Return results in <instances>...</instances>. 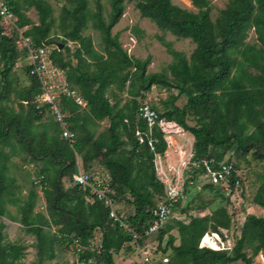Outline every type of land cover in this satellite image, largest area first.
<instances>
[{"label": "trees", "instance_id": "1", "mask_svg": "<svg viewBox=\"0 0 264 264\" xmlns=\"http://www.w3.org/2000/svg\"><path fill=\"white\" fill-rule=\"evenodd\" d=\"M7 1L18 17V26L27 27L25 35L35 45H49V11L37 5L39 24L28 29L29 21L21 15L17 0ZM75 1L76 5L71 9V28L65 37L78 43L73 53L76 62L72 64L68 58H63V52H69L65 42H62V50L57 46L50 54L53 64L64 71L67 81L87 103V111L81 112L73 101H62V110L70 114L67 120L75 134L73 143L61 138L54 121L42 122L44 115L34 105L40 89L29 75L28 68L23 66L31 80L30 86L17 88L14 84L13 67L23 55L13 40L0 35V218L7 216L11 221L19 222L27 233L35 236L40 261L54 258L55 244L68 247L74 237L84 245L96 228L101 229V253L97 255L87 250L78 258H98L114 264L111 254L122 248L131 252L133 240L110 223L108 210L102 202L92 201L76 186H63V180L68 178L71 182L72 175L77 172L76 156L86 169L89 163L97 160L107 173L114 200L132 206L133 213L126 217V221L139 234L138 243L141 244L149 237L145 235V229L152 221L151 210L164 195L163 185L154 169V154H163L166 143L156 127L149 136L146 123L137 115L140 103L131 105L127 102L119 106L120 94L135 99L149 92L153 85L175 89L177 95L164 103L162 112L151 108L169 122V128L177 132L187 131L193 136L192 163L222 160L221 153L209 154V147L219 152L235 146L239 154H246L254 147L264 155V0H227L214 20L210 16L208 0H189L197 12L183 9L171 0H136L141 18L148 19L159 30L178 39H189L195 45L186 59L160 38L161 44L173 56L169 68L175 84L165 82L164 74L147 73L150 57L141 60L129 56L121 47L118 36L111 34V29L123 15L125 0H110L106 18L99 0L94 12L86 8L85 0ZM88 21L99 33L103 54L92 48L89 38L81 35ZM250 31L255 35L254 43L245 41ZM181 95L187 97L182 109L175 106ZM109 99L113 100V105ZM188 113L198 118L195 127L185 124ZM102 119H106L109 126L95 136V128ZM14 159L21 161L20 169L28 161L32 162L34 173L44 177L42 193L46 216L34 212L36 186L29 172L25 177L31 188L25 196L21 195L22 186L11 175ZM227 161L238 169L231 160ZM200 169L192 168L190 174H186L196 179ZM185 182L187 194L191 187L188 180ZM240 182V190H243L242 176ZM206 186L218 190L223 197L224 192L219 187ZM225 198L228 200L229 197ZM252 201L264 208V171ZM188 203L189 200L179 211L187 213ZM6 204L15 206L20 217L10 214ZM197 209L203 211L205 207ZM232 216L225 207H219L211 215L189 216L187 223L171 219L170 224L165 223L156 233L159 243L156 252L167 256L169 249L174 255L167 263L155 261L151 264H229L237 261L250 264L251 258L247 257L245 249L251 250V257L264 250V218L245 217L240 236L228 252L198 247L199 239L208 230H229ZM4 227L0 222V264H15L23 248L2 244L1 230ZM51 227H55L52 235L44 231ZM174 228L179 234L178 246H174V236L170 234ZM165 236L167 242L160 249Z\"/></svg>", "mask_w": 264, "mask_h": 264}, {"label": "rangeland", "instance_id": "2", "mask_svg": "<svg viewBox=\"0 0 264 264\" xmlns=\"http://www.w3.org/2000/svg\"><path fill=\"white\" fill-rule=\"evenodd\" d=\"M110 0H99V2L103 6V17L106 18L107 14L110 11L109 6ZM173 4L187 9L189 11L197 12L189 0H171ZM136 0H125L124 1V10L123 15L119 19V21L114 25L111 29L112 35H117L121 47L123 50L127 52V54L133 58L144 60L146 57H150V62L146 68L147 73H158L164 74L165 82L169 84H175L174 78L170 73L169 66L173 62V56L170 55L167 48L161 44L159 41L160 38H163L165 42L170 44L171 50L175 52H179L183 54L186 59H189L190 54L195 48V45L189 39H178L169 32H163L159 30L153 23H151L148 19H143L140 17L139 11L136 8ZM210 16L211 19L214 20L218 17V14L221 10L224 9L227 0H208ZM86 8L90 12H94L97 5V0H85ZM17 4L20 8V13L24 17V19L29 21L28 29L33 26H38L39 24V10L37 9V5L41 7H45L49 11L48 20L51 22L50 31L48 35V41L50 42V46L54 49L57 46L62 45V42H65V47L69 49V52H63V58H68L72 64H75L76 60L73 58L74 51L78 48V43L74 41H70L65 37V33H68L71 28L72 22V14L71 9L75 7V0H17ZM83 37H87L91 41V46L94 50L99 53H102L103 45L100 40L99 33L91 28V22H87V28L81 32ZM248 43L255 42V35L252 31L249 32L248 37L245 39ZM64 48L62 45L61 50ZM24 62L22 59H19L17 63L13 67L14 72V84H16L17 88H27L31 84V80L26 74ZM177 95V91L170 87H164L160 85H153L150 88L149 92L143 93L142 97H137L135 99L127 97L125 94H120L119 106L121 107L125 103L135 104L146 102L156 108L159 112H162L165 107V102L171 98L172 96ZM110 100V104L113 105L114 102L112 99ZM134 102V103H133ZM187 102V97L181 95L178 100L175 102V106L178 108H184ZM17 109V104L14 106ZM87 111V108L82 109L81 112ZM197 117L188 113L185 118V124L189 127H195L197 122ZM53 121L49 114H44V118L42 122ZM109 126V122L106 119H102L99 122L98 127L95 128L96 134L106 130ZM70 128V124H69ZM148 129V133H149ZM166 143V142H165ZM193 136L187 132L183 131L178 135H171L170 139L167 140L166 149L164 151L163 158L162 156V164L163 167H170L169 169L173 170V167L178 169L179 164L178 160L180 159V152L182 157L185 158L189 155V152L193 151ZM246 143H243L245 146ZM215 151L214 148L209 147L208 153H221L222 160H231L238 167L237 171L242 176L244 180L243 190L240 188L236 192H232L228 190L223 193V197H221L218 190H210L206 185H202V180H196V186L194 188L187 189V198L185 202L178 205L175 215L171 218L172 220H179L185 223L188 222L189 216H205L211 215V213L218 209L219 207H225L229 214H233L232 216V224L230 229L228 230V237L230 246L237 240L240 236V226L243 223L245 217L249 215H254L259 218H264V208L257 206L254 204L253 197L257 192L258 187L261 183V176L264 171V155L259 153L258 150L252 147L246 154H239L235 148V146H231L229 149L224 151L218 150ZM23 157H26V154H22ZM29 159V158H28ZM166 160V161H165ZM15 167L11 169V175H13L16 179L18 185L22 186L21 195L25 196L27 194V190L31 188V184L27 181L25 177V173L29 172L32 176L34 173V164L32 162H27L22 165L19 159H14ZM75 166L80 170H85L89 173L103 174L107 175L106 171L97 163V160L88 164L89 168L86 169L82 165L81 159L76 156L75 158ZM190 166H188V169ZM183 167L179 168L181 172L179 175L182 176L181 182L186 180V177L189 178V173ZM192 167L190 168L191 171ZM104 170V171H103ZM187 171V172H186ZM195 171V170H194ZM174 174L172 171L169 172V175ZM190 174V173H189ZM176 175V174H174ZM171 177V176H169ZM68 178L63 180V186L68 188L72 185L71 182H68ZM181 186V185H180ZM36 197L34 212H42L44 216H46L45 208L46 202L43 197V193L36 188L35 189ZM229 195V196H228ZM225 196L228 198L226 200ZM189 200L188 203V212H180L179 209ZM199 206H204L205 209L203 211H199L197 208ZM6 209L9 210L10 214L17 216L20 215L17 213L16 207L11 206L9 204L5 205ZM117 210L123 217H128L133 213V208L128 203H117ZM171 219L168 220L167 223H171ZM0 222L5 225V227L1 230V234H3V245L13 244L17 246H21L23 251L21 253V257L19 260L15 262V264H80L78 261L77 255L70 249V247H66L65 245H54V258L46 259L43 258L41 261L38 258L36 246L35 236L27 233L26 229L19 223L11 221L7 216L1 217ZM166 223V224H167ZM44 231L50 235H52L55 231V227H51L50 229L45 228ZM209 232V230L207 231ZM170 234L174 236V246H178L179 234L174 228L171 230ZM97 233V237H98ZM167 242V237L165 236L162 240L161 248L165 247V243ZM141 251L135 249L133 247L131 252L125 251V249H120L116 253H112V261L114 264H139L142 259L139 258V254H142L145 258H150L151 262H163L167 263L172 259L174 252L167 249V256H163V254L158 250V239L157 234H152L148 238L142 240ZM221 248L222 246L218 243L216 248ZM212 247V249H216ZM141 252V253H140ZM228 252V251H227ZM247 253V257L251 258L250 264H264V250L260 251L257 255L251 257V250L249 248L245 249ZM150 262V263H151ZM147 263V261H145ZM149 263V264H150ZM92 264H107L105 261L100 260L98 258H92ZM229 264H244L242 261L232 262Z\"/></svg>", "mask_w": 264, "mask_h": 264}, {"label": "built area", "instance_id": "3", "mask_svg": "<svg viewBox=\"0 0 264 264\" xmlns=\"http://www.w3.org/2000/svg\"><path fill=\"white\" fill-rule=\"evenodd\" d=\"M27 27L18 26V17L12 10L7 0H0V35L7 39L13 40L17 50H19L23 57L24 66L28 68L29 75L33 77L40 89V93L34 99L35 109L40 114H49L52 120L58 125L60 130V136L63 140L69 143H73L75 134L69 128L68 118L70 114L67 111L62 110L63 99H68L74 102L80 109L87 108V103L81 96L80 92L72 86L66 79L64 71L57 68L51 61L50 54L53 48L49 45L41 43L35 45L29 36L25 35ZM24 104V102H22ZM138 118L144 121L149 129V136L154 127H156L162 134L164 142L170 139L171 135H178L181 132H177L170 127V124L166 119L159 116V114L151 108V106L144 102L138 105L137 109ZM137 136H141L139 132H136ZM149 146L151 149L152 143L149 140ZM164 154V153H163ZM163 154H154V169L158 181L163 185L164 195L157 200L155 206L151 210L152 221L145 229V235L150 236L156 234L165 223L171 219L177 210L178 204L185 202L187 198L185 184L188 180V186L191 188L196 186V180L201 179L202 185H212L219 187L224 193L228 190L236 192L241 185L240 174L234 168V165L227 160L216 161L214 159L204 160L201 164L192 163V152L185 158L182 157L180 152V159L178 160L179 167L173 170L170 167H163L162 156ZM165 158V156H163ZM166 161V160H165ZM201 168L200 173L196 179L186 177V180H182V176L179 174V168L185 169ZM190 168L187 170L190 171ZM172 171L174 174L169 175ZM171 176V177H169ZM42 175L32 174L31 180L33 185L36 186L41 192L44 188ZM71 186H76L92 201L96 200L102 202L108 210V219L114 226H118L125 233L129 234L133 240L132 244L135 249L141 247L138 243L140 236L129 226L126 221V217H123L117 210V202L112 197V191L110 189L109 181L102 174H93L85 170L77 169V172L72 175ZM181 185V186H180ZM229 196V195H228ZM98 233V237H97ZM211 243L214 245L212 246ZM222 247L216 248L217 244ZM233 245L230 246L228 230L219 228L217 231L205 232L199 239L198 247L200 249H210L213 251H230ZM70 249L79 257L82 253L89 250L98 254L102 251V231L96 228L91 239L87 244H82L78 238H71ZM132 247V246H131ZM132 247V248H133ZM212 247L216 249H212ZM141 251V249H138ZM142 252V251H141ZM140 252V253H141ZM139 258L142 261L139 264H149L150 258L142 257L139 254ZM80 264H92V258L85 260H79ZM152 263V262H151ZM150 263V264H151Z\"/></svg>", "mask_w": 264, "mask_h": 264}, {"label": "crops", "instance_id": "4", "mask_svg": "<svg viewBox=\"0 0 264 264\" xmlns=\"http://www.w3.org/2000/svg\"><path fill=\"white\" fill-rule=\"evenodd\" d=\"M103 175V174H102ZM104 177H106L107 178V180H109V178H108V176L107 175H103Z\"/></svg>", "mask_w": 264, "mask_h": 264}, {"label": "water", "instance_id": "5", "mask_svg": "<svg viewBox=\"0 0 264 264\" xmlns=\"http://www.w3.org/2000/svg\"><path fill=\"white\" fill-rule=\"evenodd\" d=\"M61 47H62V45L60 44L59 48H61Z\"/></svg>", "mask_w": 264, "mask_h": 264}, {"label": "bare ground", "instance_id": "6", "mask_svg": "<svg viewBox=\"0 0 264 264\" xmlns=\"http://www.w3.org/2000/svg\"><path fill=\"white\" fill-rule=\"evenodd\" d=\"M211 245L213 246L214 244H213V243H211Z\"/></svg>", "mask_w": 264, "mask_h": 264}]
</instances>
